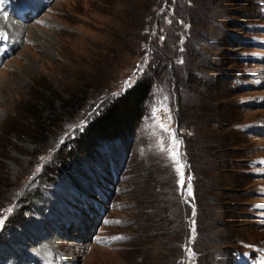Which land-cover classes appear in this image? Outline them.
I'll return each instance as SVG.
<instances>
[{
	"label": "rangeland",
	"instance_id": "1",
	"mask_svg": "<svg viewBox=\"0 0 264 264\" xmlns=\"http://www.w3.org/2000/svg\"><path fill=\"white\" fill-rule=\"evenodd\" d=\"M10 1L0 264H264V0ZM139 80L141 118L74 157Z\"/></svg>",
	"mask_w": 264,
	"mask_h": 264
},
{
	"label": "trees",
	"instance_id": "2",
	"mask_svg": "<svg viewBox=\"0 0 264 264\" xmlns=\"http://www.w3.org/2000/svg\"><path fill=\"white\" fill-rule=\"evenodd\" d=\"M149 89L150 83L146 80H139L116 98V103L114 101L110 102L108 106L106 105L101 114L91 121L89 127L73 139L70 153L74 157L81 153L90 157L91 154H95L93 150L95 141L111 137L123 138L122 131L124 129L122 128L127 130L141 118L142 106L148 96ZM113 103L115 104L113 105ZM108 135L111 137H107Z\"/></svg>",
	"mask_w": 264,
	"mask_h": 264
},
{
	"label": "bare ground",
	"instance_id": "3",
	"mask_svg": "<svg viewBox=\"0 0 264 264\" xmlns=\"http://www.w3.org/2000/svg\"><path fill=\"white\" fill-rule=\"evenodd\" d=\"M9 1H10V0H9ZM23 1H24V0H20V3L23 2ZM30 1H31V0H30ZM28 2H29V0H28ZM32 2H33V5L31 6L32 9L34 8V9L36 10L37 6L39 7V6L41 5V0H39V1H38V0H34V1H31V3H32ZM42 3H43V2H42ZM14 4H15L16 6H18L19 3H17V2L14 3V1L11 0L10 3L7 4V6H9V7H14V8H15V5H14ZM26 4H27V3H26ZM12 10L14 11L13 8H12ZM27 16H28V15H27ZM27 16H26V17H27ZM10 20H11V19H10ZM12 33H13V32H12ZM55 262H56V264H68L67 260L64 259V258H62V257H58V258H56V259H55Z\"/></svg>",
	"mask_w": 264,
	"mask_h": 264
},
{
	"label": "snow or ice",
	"instance_id": "4",
	"mask_svg": "<svg viewBox=\"0 0 264 264\" xmlns=\"http://www.w3.org/2000/svg\"><path fill=\"white\" fill-rule=\"evenodd\" d=\"M177 145H178V142H176ZM172 157L175 159L176 156L178 155L176 152H172L171 153ZM181 168L182 166L178 167L177 171L180 172V175H181V180H180V183L183 184V173L181 171ZM191 180V177H189V181ZM188 192H189V195L191 194V187L189 186V189H188ZM10 211V210H9ZM3 224V220H0V225ZM190 251V250H189Z\"/></svg>",
	"mask_w": 264,
	"mask_h": 264
}]
</instances>
